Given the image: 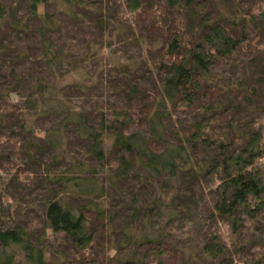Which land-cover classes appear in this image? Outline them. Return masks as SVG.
Returning <instances> with one entry per match:
<instances>
[{"label":"trees","instance_id":"obj_1","mask_svg":"<svg viewBox=\"0 0 264 264\" xmlns=\"http://www.w3.org/2000/svg\"><path fill=\"white\" fill-rule=\"evenodd\" d=\"M253 6L0 0V264H264Z\"/></svg>","mask_w":264,"mask_h":264},{"label":"rangeland","instance_id":"obj_2","mask_svg":"<svg viewBox=\"0 0 264 264\" xmlns=\"http://www.w3.org/2000/svg\"><path fill=\"white\" fill-rule=\"evenodd\" d=\"M205 1L208 4V10H210L215 15L216 14L219 15L222 19H227L229 17L233 19H241L245 17L246 15H248V13H250L249 7H245L247 3L253 4L254 5L253 7H257V8L264 7V0H205ZM108 14L111 15V17H114L115 15L114 11L110 7L108 8ZM190 14L191 13L189 11H186L183 14V16H181V14H179V16L181 18H185V20L188 23L189 28H193L194 19L190 17ZM262 25L263 24H261L259 28H261ZM255 34L262 36V31L255 32ZM140 49L141 48L139 44L138 46L134 47L130 43V44L125 45L124 47H121V46L117 47L116 51L121 52L122 55H125L128 57H136L137 59L141 56ZM78 58L81 60L80 57ZM115 59L117 60L118 58H115ZM142 70L143 71L149 70V66L147 67L144 66ZM242 70L243 71L241 72L239 70L240 74L238 72L239 79L241 80L248 79L249 82L252 84L251 85L252 91L255 92V97L253 98V103H252L254 108L258 111L264 110V60L259 58L257 59V61H254L253 63H250L244 66ZM115 75L113 76L112 73L102 72L100 73V76H103V78L100 77L101 79L100 82L112 83L111 81L113 79H116L117 84L121 85L122 82L126 80L125 78H121L120 76H117V75L115 76ZM143 75L145 76L146 74L142 73L140 77H143ZM255 230H262L261 232H263V234H260V231H255ZM226 233H228V229H226ZM244 236H247V241L250 246L253 243H256L257 245H260V244L264 245V223L262 222L259 226H257L253 230L244 232Z\"/></svg>","mask_w":264,"mask_h":264}]
</instances>
